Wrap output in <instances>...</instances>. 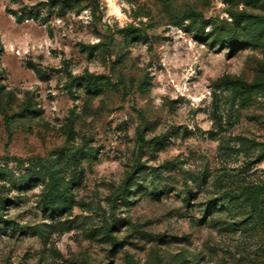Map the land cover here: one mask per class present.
Returning <instances> with one entry per match:
<instances>
[{
	"label": "rangeland",
	"instance_id": "obj_1",
	"mask_svg": "<svg viewBox=\"0 0 264 264\" xmlns=\"http://www.w3.org/2000/svg\"><path fill=\"white\" fill-rule=\"evenodd\" d=\"M253 82L264 0H0V264H264Z\"/></svg>",
	"mask_w": 264,
	"mask_h": 264
},
{
	"label": "trees",
	"instance_id": "obj_2",
	"mask_svg": "<svg viewBox=\"0 0 264 264\" xmlns=\"http://www.w3.org/2000/svg\"><path fill=\"white\" fill-rule=\"evenodd\" d=\"M231 42V45H233L234 44V40H230ZM258 87H263L264 88V82H253V83H247V84H244V86H243V89L245 90V91H247V90H252V89H255V88H258ZM11 118H8V120H10ZM223 197H227V196H222L221 198H223ZM220 199V198H219ZM217 200V199H216ZM216 200L215 201H213V202H209L208 203V206H207V208H208V210L209 209H212L215 205H216ZM0 213H1V208H0Z\"/></svg>",
	"mask_w": 264,
	"mask_h": 264
}]
</instances>
